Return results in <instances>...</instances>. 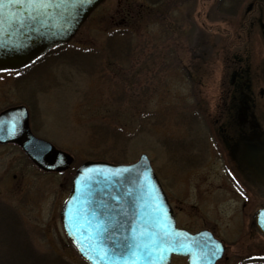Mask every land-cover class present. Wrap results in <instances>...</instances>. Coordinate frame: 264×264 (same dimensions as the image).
I'll return each mask as SVG.
<instances>
[{
  "label": "rangeland",
  "instance_id": "1",
  "mask_svg": "<svg viewBox=\"0 0 264 264\" xmlns=\"http://www.w3.org/2000/svg\"><path fill=\"white\" fill-rule=\"evenodd\" d=\"M227 1L103 0L67 43L18 73L0 75V109L24 103L35 134L73 157L62 172H42L18 147L0 144V264H86L58 217L73 169L85 159L129 162L141 152L178 224L208 227L223 240L215 264L264 254V237L249 234L264 198L234 169L217 138L230 131V51L239 54L236 45L248 43L256 69L264 62L261 28L249 24L257 14L264 22V1L242 0L235 13L225 12ZM126 8L134 15L130 23ZM251 80L264 122V94L256 93L263 83ZM13 187L19 193L24 187V202Z\"/></svg>",
  "mask_w": 264,
  "mask_h": 264
},
{
  "label": "water",
  "instance_id": "2",
  "mask_svg": "<svg viewBox=\"0 0 264 264\" xmlns=\"http://www.w3.org/2000/svg\"><path fill=\"white\" fill-rule=\"evenodd\" d=\"M102 1L0 0V71L23 67L68 41ZM248 88V84L244 90L235 86L227 111L231 131L221 139L235 169L245 173L264 196V130ZM0 142L16 143L47 171L66 169L73 159L32 134L23 105L0 111ZM258 218L264 234V216ZM59 220L88 264H168L172 253L191 254L195 264H212L220 251L210 236L176 227L144 152L128 163L82 161L72 174Z\"/></svg>",
  "mask_w": 264,
  "mask_h": 264
},
{
  "label": "flooded vegetation",
  "instance_id": "3",
  "mask_svg": "<svg viewBox=\"0 0 264 264\" xmlns=\"http://www.w3.org/2000/svg\"><path fill=\"white\" fill-rule=\"evenodd\" d=\"M263 6H264V4H262L261 5V7H262V9H263ZM263 14V13H262ZM254 22H256V24L258 23V27H260L261 29H260V38H262L263 40H264V22L262 21V16L261 15H258L257 14V16L255 17V19L253 20L252 19V21L251 22H249V24L251 25V24H254ZM243 39V38H242ZM245 39V38H244ZM248 43H246V45H243V42L242 43H240V44H238V45H236V47H237V51L239 52V54H237V53H233V52H231L232 54L230 55V58H229V61H230V67H229V73H230V77H231V80H232V82L234 83V84H236L237 82H239L240 80H242L243 79V73L245 72V75L246 76H250L251 74H250V70H249V67H250V69H251V73H252V79L253 80H257L258 82H262L263 83V87H264V62H263V64H261V66L262 67H260V69L258 68V69H256V67H258L259 66V63L257 62V57H256V54H255V51H254V49L251 47V49L248 47V45H247ZM235 47V48H236ZM234 48V49H235ZM233 49V50H234ZM232 51V50H231ZM262 53H263V57L262 58H264V48L262 49ZM250 54L252 55V60L250 59V61H249V56H250ZM233 57L235 58V57H237V59H236V64H235V62L233 61ZM247 62V63H246ZM243 63H245L244 64V67H242V64ZM246 65V66H245ZM242 67V68H241ZM249 88H250V86H249ZM253 90L255 91V89H254V86H253ZM258 95L259 94H264V89L262 88V86H260V88L257 90V92H256ZM19 104H24V103H19ZM14 105V104H13ZM25 105V104H24ZM262 105H264V104H262L261 103V106ZM27 106V105H26ZM263 111V110H262ZM29 112V123L32 121V118H31V112L30 111H28ZM260 115H262L261 113H260ZM31 127H33L32 126V123H31ZM33 130H34V128H33ZM30 166L31 167H33V168H35L36 170H38V171H42V172H44L42 169H40V168H38L37 166H35V164H33L31 161H30ZM225 174L227 175V176H229V180L231 181V179L233 180L232 182L234 183V182H236L235 181V176L231 173V172H225ZM13 176V175H12ZM237 183V182H236ZM235 184V183H234ZM17 185V184H16ZM237 185V189H238V191H239V194H240V196H242L243 194H242V190H241V188L239 187L240 185H238V183L236 184ZM250 189H251V187H249ZM24 189V187H22L21 188V191H20V193L19 192H17V188L16 187H13V190H14V192L19 196V199H21L23 202H24V199H23V196L22 195H25L26 194V192L24 193L23 190ZM23 190V191H22ZM245 190V189H244ZM247 190V189H246ZM23 192V193H22ZM14 193V195L13 196H15L16 194ZM244 198V197H243ZM259 207H264V206H258V207H256L255 209H254V211H253V214H252V229L250 228V235L252 234V230L256 233V234H259V232H258V229H257V225H256V223H255V219H254V214H255V211L259 208ZM195 210H197V209H192V211H194L193 213H196L195 212ZM173 213H174V216H175V219H176V221H177V217H176V214H175V212L173 211ZM15 216H13V218H14ZM200 217V216H199ZM200 220H202V218L200 217ZM17 222L16 221H14V224H16ZM250 225H251V223L250 222H248L247 223V227H250ZM245 226V225H244ZM187 230H189V231H191V232H195V231H197V230H200V229H205V230H208L209 232H211L212 233V235L214 236V237H216L219 241H220V244H221V246H222V248H223V250H224V247H225V244L223 243V240L221 239V238H219V237H217L214 233H213V231L211 230V229H209L208 227H185ZM261 237H263V236H261ZM178 258H180V257H178ZM217 261V260H216ZM215 261V262H216ZM215 262H214V264H215ZM262 262H264V254L262 255V256H257V255H252V254H250V255H248V256H244V257H242V258H240V259H238V262H236L235 264H259V263H262Z\"/></svg>",
  "mask_w": 264,
  "mask_h": 264
},
{
  "label": "trees",
  "instance_id": "4",
  "mask_svg": "<svg viewBox=\"0 0 264 264\" xmlns=\"http://www.w3.org/2000/svg\"><path fill=\"white\" fill-rule=\"evenodd\" d=\"M148 4H152V5H154V4H156V3H159L160 2V0H145ZM241 1L242 0H228L227 1V4L226 3H223V5L225 4L227 7L225 8V12H228V13H235V11H236V8H237V6L241 3ZM222 10H224L223 8H221ZM146 10V9H145ZM126 12H125V19L127 20V22H129V18L128 17H130V16H134L133 15V12H129L130 11V9L129 8H126V10H125ZM136 13V12H135ZM130 23V22H129ZM118 30V29H117ZM118 32H120L119 30H118ZM111 34V33H110ZM119 35H121V36H124V34L122 33V32H120L119 33ZM111 36V35H110ZM121 38H123V37H121ZM121 40H124V39H121ZM121 40H119V41H121ZM125 40H127V39H125ZM54 52V51H53ZM34 260V259H33ZM48 260H51V258H49ZM63 264H70V263H67V262H62Z\"/></svg>",
  "mask_w": 264,
  "mask_h": 264
}]
</instances>
